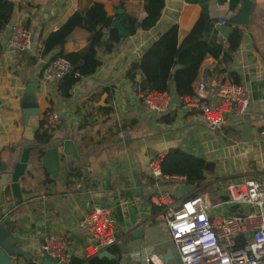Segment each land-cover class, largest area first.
Listing matches in <instances>:
<instances>
[{
	"label": "crops",
	"instance_id": "0c3cea01",
	"mask_svg": "<svg viewBox=\"0 0 264 264\" xmlns=\"http://www.w3.org/2000/svg\"><path fill=\"white\" fill-rule=\"evenodd\" d=\"M11 1L15 6L11 22L19 20L32 25L29 28L37 43L57 31L73 14L89 10L95 3L103 4L108 14L114 16V21H119L123 14L141 20L145 14L144 0ZM241 1L166 0L162 16L153 28H139L111 53L99 51L100 65L93 74L74 85L68 98L58 91V81L42 80L46 62L58 50L39 58L32 57L8 44V26L0 34L3 45L0 55V149L23 140L21 97L30 81L39 80L36 93L42 108V121L49 107L54 104L58 107L63 101L62 123L53 135L74 139L79 150L78 158H62L64 166L57 177L51 175L54 178L51 182L44 181L42 162L36 156L30 158L37 164L22 180L24 193L40 192L42 195L23 203L14 213L16 234L21 245L32 254L30 259L39 264H56L41 251V243L48 233L69 238L71 261L74 256L85 258L99 254L94 250V238L80 221L95 207L103 205L109 206L117 218L120 264H181L162 210L150 204L158 189L156 179L145 170L150 159L160 158L170 148L180 147L216 162L214 173L205 172L203 184L193 186L199 192L210 189L212 194H205L212 198L231 179L264 176V141L260 137L264 129V0H252V14L249 23L242 27L241 45L233 52V59L221 66L226 72L212 77L217 64L212 56L205 57L201 64L199 80H224L228 72L234 71L250 97L248 112L240 118L229 115L222 131L212 129L200 110L188 108L184 103L158 114L150 111L142 101H130L133 96L130 84L139 89L135 81L126 76L132 62L139 61L151 43L172 25H179L182 40L204 7L216 19L215 23L222 18L231 23L229 18L239 10ZM122 10L124 13L120 12ZM111 28L118 30L112 24ZM111 28L105 29L106 38ZM215 28L222 39L232 30L229 24ZM92 37L89 31L76 29L64 47L69 52L79 51ZM120 84L123 87L121 101L116 100L114 94ZM121 132L124 136L129 134V138L119 141ZM170 181L179 183V196L174 194L176 198L195 190H191L192 186L186 188L184 180L180 179L162 180L160 186L171 190L173 185L165 184ZM79 183L82 189L77 188ZM140 227L143 230L136 234ZM147 257L151 260L147 261ZM24 258L19 257L26 263Z\"/></svg>",
	"mask_w": 264,
	"mask_h": 264
},
{
	"label": "built area",
	"instance_id": "2783aa9c",
	"mask_svg": "<svg viewBox=\"0 0 264 264\" xmlns=\"http://www.w3.org/2000/svg\"><path fill=\"white\" fill-rule=\"evenodd\" d=\"M220 10V8H218ZM227 18L219 19L215 26L227 25ZM8 44L19 51L29 52L38 58L43 51V41L36 42L33 30L19 20L7 28ZM74 71L71 61L65 57L50 58L43 69L44 82L59 81ZM133 99L142 101L154 113H165L181 103L197 108L205 116L212 129L222 131L229 115L243 117L249 109L250 97L245 88L230 80L209 81L198 79L194 84V96L181 97L174 91H138L130 84ZM116 100L121 101L123 87L114 90ZM128 101V100H125ZM44 129L55 133L62 123L57 104L43 115ZM124 137V133H120ZM264 141V129L260 131ZM145 170L156 179L157 192L150 204L162 210L172 243L176 246L181 264H264V176H246L227 181L222 190L211 197L195 189L176 198L170 189L160 186L162 180L180 179L185 176L164 174L160 158L150 159ZM77 188H83L79 183ZM248 212L243 213V207ZM94 238L95 252L108 250L119 242L117 218L109 206L99 205L80 221ZM71 242L66 235L48 233L41 243L42 253L71 263ZM147 261L151 257L146 258ZM11 264H25L13 257Z\"/></svg>",
	"mask_w": 264,
	"mask_h": 264
},
{
	"label": "trees",
	"instance_id": "16d2710c",
	"mask_svg": "<svg viewBox=\"0 0 264 264\" xmlns=\"http://www.w3.org/2000/svg\"><path fill=\"white\" fill-rule=\"evenodd\" d=\"M165 4L166 0H144V17L139 20L137 17L129 16L128 36L135 34L139 28L144 30L153 28L160 20ZM14 8L11 0H0V33H3L11 22ZM215 20L204 7L193 28L182 40L179 37V25H172L151 43L139 61L132 62L126 71V76L135 81L139 91L169 90L181 97L194 96V84L199 79L204 58L212 56L217 60L216 67L212 71L213 78L218 74H224L227 69L222 68V64H227L233 59V52L240 47L243 39L242 27L245 26L232 23H228L232 26V30L227 38L218 37ZM113 21L114 16L108 14L104 5L95 3L89 10L73 14L57 31L43 39L44 47L41 56L58 50L52 58L69 59L74 66V71L79 73L78 76L74 72L67 74L58 81V91L63 97H70L74 85L83 77L96 71L101 63L99 51L111 53L120 42L118 30L111 28ZM109 27L110 33L106 38L105 29ZM79 28L89 31L93 37L81 50L69 52L64 45ZM2 52L3 45L0 41V55ZM24 53L37 58L29 52ZM138 77H140L139 81ZM226 77L234 83L241 84L239 74L234 71L228 72ZM227 79L224 78V80ZM43 127L44 121H42L41 130L36 133L34 142L39 146L33 152L39 162H42L45 155L44 146L54 139L53 133H49ZM206 163L205 158L191 154L180 147L170 148L160 157V167L164 174L185 176V185L194 187H200L203 184ZM43 169L46 175L44 181H53L54 178L44 166ZM108 251L107 256L99 254L85 258L74 256L71 264H120L119 247H111ZM24 260L25 264H39L32 259L24 258Z\"/></svg>",
	"mask_w": 264,
	"mask_h": 264
},
{
	"label": "water",
	"instance_id": "95a60500",
	"mask_svg": "<svg viewBox=\"0 0 264 264\" xmlns=\"http://www.w3.org/2000/svg\"><path fill=\"white\" fill-rule=\"evenodd\" d=\"M254 2L252 0H242L241 7L233 13L229 21L232 24L245 25L249 23V17L252 14ZM122 13V11H120ZM112 26L118 28L121 37L116 49L123 43L124 39L129 35V17L123 14L119 21H113ZM1 34V33H0ZM40 86V81H30L27 84L25 94L21 97V107L24 120V132L22 141L17 145H13L4 149H0V264H11L13 257L32 258V254L21 245V239L16 234L14 213L23 203L40 197V192L24 193L23 178L30 174V169L36 166L35 162L30 161L34 150L39 146L34 144L36 133L42 125V108L36 93ZM63 101L59 104L58 109L62 114ZM129 138V134L120 138L124 141ZM45 155L42 159V165L54 177H57L64 166L62 158L64 156L79 157V150L76 142L68 137H56L51 143L44 146ZM216 162L207 161L205 172L214 173ZM189 185H186L188 188ZM243 213L248 212V207H243ZM20 229V228H19ZM143 230L140 227L138 234ZM71 253V249H70ZM72 255V253H71ZM101 256L109 255L108 250L99 253ZM48 258L56 264H65L58 262L57 259L48 256Z\"/></svg>",
	"mask_w": 264,
	"mask_h": 264
},
{
	"label": "rangeland",
	"instance_id": "374dc122",
	"mask_svg": "<svg viewBox=\"0 0 264 264\" xmlns=\"http://www.w3.org/2000/svg\"><path fill=\"white\" fill-rule=\"evenodd\" d=\"M22 23H24L25 25H26V22H22ZM27 27H32V25H26ZM238 140V139H237ZM239 141V140H238ZM166 185H168V186H171V185H173V187L171 188V190H173L174 191V194L175 195H177V196H179V194H177V191H178V189H180V187H178L179 186V183L178 182H176V181H170V182H167V183H165ZM193 189H195L193 186L191 187V190H193ZM201 193H205V192H208L209 194H212L211 193V191H210V189H205V190H203V191H200Z\"/></svg>",
	"mask_w": 264,
	"mask_h": 264
}]
</instances>
